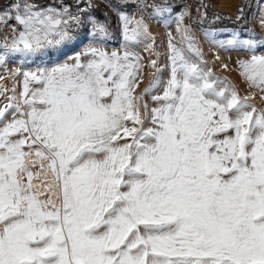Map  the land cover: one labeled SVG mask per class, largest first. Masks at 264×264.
Listing matches in <instances>:
<instances>
[{"label": "snow or ice", "instance_id": "1", "mask_svg": "<svg viewBox=\"0 0 264 264\" xmlns=\"http://www.w3.org/2000/svg\"><path fill=\"white\" fill-rule=\"evenodd\" d=\"M250 6L242 0L210 24H240ZM93 7L0 5V25L11 27L0 65L53 55L91 25L90 43L68 60L11 73L22 75L19 94L0 87V264H264V107L255 93L241 95L208 66L183 23L187 10L175 17L180 46L170 36L168 78L153 59L137 93L144 65L129 45L153 41L146 17L171 23L174 6L117 4L123 51L103 47L113 33ZM208 7L197 9L198 23ZM204 31L226 51L251 53L238 59L239 74L264 94V35Z\"/></svg>", "mask_w": 264, "mask_h": 264}, {"label": "rangeland", "instance_id": "2", "mask_svg": "<svg viewBox=\"0 0 264 264\" xmlns=\"http://www.w3.org/2000/svg\"><path fill=\"white\" fill-rule=\"evenodd\" d=\"M196 1L198 2L196 7L197 9H203V5L207 4L209 6L208 12H210L209 10L211 9H215V13H217V11H223L225 13H236L237 7L240 2L239 0L235 8L226 10L218 8L215 4L223 5V7L225 8L230 0ZM8 2L9 0L7 1V3ZM49 2H51V0H35V3L39 5H44ZM66 2L73 3L70 2V0H66ZM121 2H130V0H85V3L94 5V7L89 10L90 14L100 21L107 20L110 26V29L113 33L112 39L110 42L103 45V47L107 48L109 51H123L125 47L122 40L120 23L118 21V10L116 8V5ZM161 2L162 0H160L159 3ZM168 3L173 5L175 9L172 13L171 23H164L161 20L146 17V21L150 25V32L154 40L148 41L146 43H141L139 45H129L130 51L138 53L142 57L141 62L144 65L143 80L140 83L139 88L137 89V93L143 91V89L149 84V81L152 79L154 69L151 67L150 62L153 59H156L158 61V67L162 69V71L159 73L161 79L166 80L168 78V65L170 64V36L175 37L177 46H180V33L177 30L175 17L179 12L184 10H187L189 12V10L184 0H180L179 3L176 4L168 0ZM261 8H264V0H254L248 14L246 15L245 21L241 22L238 25H231V23H228V20L210 24V21L212 20L214 14L208 15L207 22L198 23L199 13L197 11L195 15L197 16V18H195V24H190V20L192 19L190 15L186 16L185 20L183 21L184 24H188L192 27L195 35L198 37L204 58L208 61V66L211 67L219 76L227 77L228 80H230L237 87L241 95H249L250 93L254 92L255 97L252 102L255 103L258 107H264V94L260 93L258 89H253L248 86L247 82L239 74L237 66L238 59L248 57L249 55H251V53L246 50L226 51L222 49L218 45L211 42V40L206 36L204 29L212 27L220 29L223 32H229L234 28H240L241 30L248 29L256 34L264 35V24L260 23L261 19H264V14H262ZM125 11H128L131 14H136L134 8H128L125 9ZM90 27L91 25L89 24L87 27L81 28L77 33V39L71 43L70 47H64L62 50H55V54L53 55H45L44 57L32 58L27 61L22 58L16 57L9 59L6 64L0 65V77L4 78L0 80L2 81L0 87H4V83L7 82V84H9L6 88L12 89V87L14 86L13 81L16 80L19 85L20 91L19 82L22 81V75L15 77V79H13L11 75V73H14L17 69H20L21 71H34L39 67H51L55 61L62 59L64 56L68 54L72 55V53L76 51H82L90 43L89 39L87 38V33ZM8 34L9 33L5 32L4 36H0V44L3 43V38L7 37ZM147 43H153V48L151 51L146 50ZM82 44L84 46L80 49V46ZM217 48H219V50L221 51V55H217ZM262 52H264V50H262ZM224 65H227V68H225ZM6 74H8L9 77L13 79L12 82L9 78H6ZM147 99L149 100L150 106H154L151 102V97H148ZM3 102V98H0V104H2Z\"/></svg>", "mask_w": 264, "mask_h": 264}, {"label": "bare ground", "instance_id": "3", "mask_svg": "<svg viewBox=\"0 0 264 264\" xmlns=\"http://www.w3.org/2000/svg\"><path fill=\"white\" fill-rule=\"evenodd\" d=\"M238 2H239V0H230L229 1V3H228V5L227 6H225V8L223 7V5H220V4H215L218 8H221V9H226V10H231V9H233V8H235L236 6H237V4H238ZM264 28V27H263ZM84 45L82 44L81 46H80V49L83 47ZM79 49V50H80ZM217 55L219 54V55H221V51L219 50V48H217ZM79 52V51H78ZM75 53H77V51L76 52H74V53H72V55L71 54H68V55H66V56H64L62 59H60V60H57V61H55L53 64H52V66L54 65V64H56V63H61V62H64L65 60H68L69 59V57H71V56H73ZM6 76V78H9L10 80H11V82L13 81V79L12 78H10L9 77V75L8 74H6L5 75ZM4 76V77H5ZM5 78V79H6ZM1 80V79H0ZM7 80V79H6ZM8 81V80H7ZM1 82L2 81H0V84H1ZM14 83V86L13 87H16V92H17V94H19V85H18V83H17V81L15 80V81H13ZM9 84V83H8ZM7 82H5L4 83V87H7ZM12 87V88H13Z\"/></svg>", "mask_w": 264, "mask_h": 264}, {"label": "built area", "instance_id": "4", "mask_svg": "<svg viewBox=\"0 0 264 264\" xmlns=\"http://www.w3.org/2000/svg\"><path fill=\"white\" fill-rule=\"evenodd\" d=\"M7 1L8 0H0V5H4L5 3H7ZM152 1L153 0H148L149 3H152ZM184 2L187 4V8L189 10L190 16L192 17V19L190 20V24H195V15L197 11L196 7L198 2L196 0H184ZM5 32L10 33L11 27H5L3 25H0V36H4Z\"/></svg>", "mask_w": 264, "mask_h": 264}, {"label": "trees", "instance_id": "5", "mask_svg": "<svg viewBox=\"0 0 264 264\" xmlns=\"http://www.w3.org/2000/svg\"><path fill=\"white\" fill-rule=\"evenodd\" d=\"M179 1H180V0H173V1L170 0V2L175 3V4H176V3H179ZM253 1H254V0H248V2H249L250 5H252ZM70 2H73V0H70ZM153 2H154V0H153ZM153 2H152V3H153ZM155 2H156V3H159L160 0H155ZM241 2H242V0H240L239 5L241 4ZM178 5H179V4H178ZM179 6H180V5H179ZM250 8H251V6H250L249 8L246 9V15L248 14ZM209 11H210V12H208V15H210V14H215V12H216L215 9H211V10H209ZM217 13H218V14H221V15H227V16H234V15L236 14V13H225V12H223V11H222V12L217 11ZM195 18H197V16H195ZM203 22H207V20H204ZM228 23H231V25H238V24L234 23L233 21H229V20H228Z\"/></svg>", "mask_w": 264, "mask_h": 264}]
</instances>
